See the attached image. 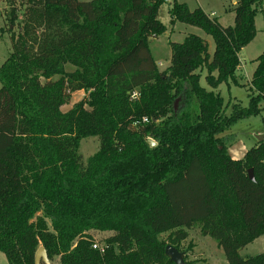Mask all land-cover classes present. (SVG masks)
Listing matches in <instances>:
<instances>
[{"label":"trees","instance_id":"16d2710c","mask_svg":"<svg viewBox=\"0 0 264 264\" xmlns=\"http://www.w3.org/2000/svg\"><path fill=\"white\" fill-rule=\"evenodd\" d=\"M261 1L234 0L233 25L224 27L173 0L170 25L200 29L214 48L193 34L170 41L160 69L152 42L167 29L164 0H0V33L11 44L0 66L8 264H34L40 247L59 264H173L168 245L195 264L190 246L182 249L193 228L227 264H264V252L239 254L264 236V138L241 159L227 154L236 122L259 116L264 132V53L244 86L247 107L216 92L237 84ZM261 15L264 29V8ZM79 91L86 99L63 112ZM88 137L98 150L84 160L78 147ZM91 233H107L101 253Z\"/></svg>","mask_w":264,"mask_h":264},{"label":"rangeland","instance_id":"374dc122","mask_svg":"<svg viewBox=\"0 0 264 264\" xmlns=\"http://www.w3.org/2000/svg\"><path fill=\"white\" fill-rule=\"evenodd\" d=\"M80 2H88L90 0H78ZM173 0L164 2L161 6L160 21L167 27L166 32L158 37L156 41L152 42V53L160 69L164 68V58L166 53L164 46L170 41L181 43L184 38L190 34L197 35L206 42H208V52H213V41L210 37L206 36L200 29L192 26L175 23L174 27H170V19L168 16V9ZM178 3H184L189 10L200 8L207 15L213 13L218 22L224 26L233 25V13L231 11V0H176ZM264 8V0L261 1L260 8H257L254 16L255 36L252 41L238 54L240 60V70L236 73L237 84L230 83L229 85H220L216 92L220 94L224 102L230 101L231 103L238 102L242 107H247L248 98L246 88L244 87L255 68L254 59L264 53V29L261 15V9ZM210 16V15H209ZM3 17L0 15V29L3 27ZM173 29L170 31V29ZM168 30V31H167ZM11 49L10 38L7 33H0V66L7 58ZM158 49V50H156ZM156 51V52H155ZM158 51V52H157ZM156 53V54H155ZM65 71L70 72L73 68L70 65H65ZM200 85L205 87L204 72L200 78ZM87 97V93L79 91L73 93L68 105L62 108L63 112L68 111L71 107L78 103L83 102ZM264 116L263 114H261ZM230 133L235 135L234 141L227 147V154L232 159H241L244 153L250 149L255 143L260 142L257 137L264 135L260 117H250L236 122L231 128ZM79 153L83 159L86 160L98 150V142L94 137L82 139L79 142ZM94 243L101 246V241L107 236V233H91ZM187 239L182 243V249L190 246L188 259L194 260L195 264H227L224 255L216 243L209 237L200 236L198 229L193 228L187 231ZM264 252V236L257 238L252 243L248 244L240 251L242 258L252 257ZM0 264H8L3 254L0 253ZM48 264H59V258H54Z\"/></svg>","mask_w":264,"mask_h":264},{"label":"water","instance_id":"95a60500","mask_svg":"<svg viewBox=\"0 0 264 264\" xmlns=\"http://www.w3.org/2000/svg\"><path fill=\"white\" fill-rule=\"evenodd\" d=\"M264 138V135L257 137V140H262ZM150 146L153 147L154 143L151 141H148ZM248 178L253 181V176L251 174V170L248 171ZM165 256L170 260L173 264H185L184 262V255L182 252H179L176 248H173L172 246H166L164 250ZM48 264L49 261L47 259L46 251L40 247L37 249L35 255H34V264Z\"/></svg>","mask_w":264,"mask_h":264},{"label":"crops","instance_id":"0c3cea01","mask_svg":"<svg viewBox=\"0 0 264 264\" xmlns=\"http://www.w3.org/2000/svg\"><path fill=\"white\" fill-rule=\"evenodd\" d=\"M234 3V0H231V4H233ZM1 8H2V5L0 4V10H1ZM203 11V10H202ZM204 12V11H203ZM205 13V12H204ZM0 15H1V13H0ZM208 15H210L211 17H214L213 16V13H211V14H208ZM2 17V16H1ZM215 18V17H214ZM166 27V26H165ZM170 27H174V25H172V26H170ZM167 28V27H166ZM170 29V31L171 30H173V29ZM168 31V30H167ZM208 43V42H207ZM208 46H209V44H208ZM164 48H165V53H166V55H165V58H164V68H166L167 66H168V64H169V57H170V47L168 46V45H166V46H164ZM156 50H158V49H156ZM156 52V51H155ZM158 52V51H157ZM156 54V53H155ZM154 56V55H153ZM155 59V58H154Z\"/></svg>","mask_w":264,"mask_h":264},{"label":"built area","instance_id":"2783aa9c","mask_svg":"<svg viewBox=\"0 0 264 264\" xmlns=\"http://www.w3.org/2000/svg\"><path fill=\"white\" fill-rule=\"evenodd\" d=\"M167 1H168V0H164V2H167ZM142 122H147V120H146V119H143ZM92 248H93L94 250H98L100 253L103 251L102 248L99 247L97 244H94V245L92 246Z\"/></svg>","mask_w":264,"mask_h":264}]
</instances>
